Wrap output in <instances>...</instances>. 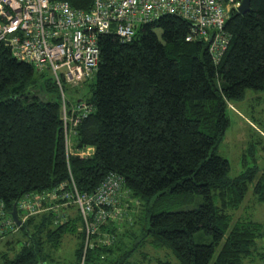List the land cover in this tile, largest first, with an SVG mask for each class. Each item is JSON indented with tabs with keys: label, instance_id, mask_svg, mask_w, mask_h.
Here are the masks:
<instances>
[{
	"label": "trees",
	"instance_id": "16d2710c",
	"mask_svg": "<svg viewBox=\"0 0 264 264\" xmlns=\"http://www.w3.org/2000/svg\"><path fill=\"white\" fill-rule=\"evenodd\" d=\"M52 1L86 11L93 3ZM191 29L189 21L164 15L140 25L130 42L98 35L99 64L88 79L95 82L73 103L63 93L67 117L79 118L75 126L66 123L68 134L62 96L49 73L17 61L0 42V203L17 228L0 241L13 236L11 250L20 245L13 258L2 255V264H57L68 236L77 239L73 264L264 261L258 245L264 225L247 214L235 219L245 213L248 193L264 202V168L256 159L250 167L244 154L245 171L230 178L228 161L215 152L229 125L230 101L248 89L264 91V0H250L248 12L229 13L226 48L216 59L209 42ZM79 103L88 109L84 117L82 110L71 114ZM87 147L93 153L80 155ZM110 176L128 193L121 219L131 214L134 221L125 223L140 225L139 237L132 228L119 233L116 220L87 237L80 215L72 216L70 198L48 199L43 212L25 220L18 210L24 198L61 185L69 192L72 182L80 194L92 193ZM190 196L201 197L197 208L163 209ZM13 206L21 226L10 215ZM132 208L138 210L129 213ZM200 231L209 244L193 241Z\"/></svg>",
	"mask_w": 264,
	"mask_h": 264
},
{
	"label": "built area",
	"instance_id": "2783aa9c",
	"mask_svg": "<svg viewBox=\"0 0 264 264\" xmlns=\"http://www.w3.org/2000/svg\"><path fill=\"white\" fill-rule=\"evenodd\" d=\"M241 0H93L89 10L72 8L66 1L0 0V42L10 48L14 59L27 62L39 71H47L62 96V115L75 126L79 118L67 117L64 83L72 86L92 78L99 64L98 35L113 34L121 42H130L136 29L164 15L178 16L192 25L191 34L209 42L213 58L226 48L223 26ZM192 38L189 37L188 40ZM88 111L84 103L72 106L71 114ZM68 148V147H67ZM87 147L80 155H89ZM74 183L45 194H35L18 202L25 220L43 212L42 202L72 199L79 210L86 235L123 215L121 204L128 193L121 190L115 176L108 177L94 192L80 194ZM48 202V203H49ZM57 207V203L55 205ZM0 203V239L17 231Z\"/></svg>",
	"mask_w": 264,
	"mask_h": 264
},
{
	"label": "rangeland",
	"instance_id": "374dc122",
	"mask_svg": "<svg viewBox=\"0 0 264 264\" xmlns=\"http://www.w3.org/2000/svg\"><path fill=\"white\" fill-rule=\"evenodd\" d=\"M95 82V78L82 82L77 86H72L70 84L64 83L65 98L68 102H75L81 96L88 93L90 86ZM51 98H55L56 94L53 92L50 94ZM63 109V107H62ZM227 117L229 120L228 128L225 131V134L222 136L221 140L216 145V154L229 163V173L230 178H236L241 175L245 170L246 164L243 163V155H246V161L250 163L252 159L257 160V166L259 169L263 170L264 168V91H256L253 89H248L244 92L242 99L230 101L227 108ZM66 140V145L68 147ZM251 167V166H250ZM246 196L245 200V213H240L235 216V219L241 217L242 215L247 214L252 217L255 221L264 225V202L256 203L251 195ZM190 200L180 201L177 203L171 204L166 203L163 209L167 211H180V210H192L198 207L201 203L200 196H190ZM134 202L132 204V207ZM121 213H122V206ZM124 209L126 206L123 207ZM137 211L138 209L132 208L129 210V213L132 211ZM71 213L74 217L79 214L78 208L71 207ZM125 219L128 221H134L132 215H126V218L119 217L112 221H119L120 224L118 232L121 233L127 229H133L134 233L139 237L141 235L140 225L136 224L133 227L127 228ZM122 220V221H121ZM124 220V221H123ZM127 221V222H128ZM123 222V223H122ZM18 233V232H17ZM16 233V234H17ZM19 234L15 236L18 238ZM263 240V239H262ZM193 241L196 244H209L211 239L209 236L205 235L202 231L195 233L193 235ZM75 244H77V239L74 236H68L64 239L62 245L59 247L56 256L58 259L57 264H73V252ZM258 245L260 248L259 251H262L264 254V240L259 241ZM1 246V245H0ZM2 247V246H1ZM20 245H17L14 250L8 249L4 250V254H8L10 258H13L18 252ZM150 255H153L151 250H148ZM156 253V252H155ZM156 257V255H155ZM162 260H170L168 256H160ZM264 259V258H263ZM171 261V260H170ZM174 261V260H173ZM264 264V261H262ZM262 262L260 264H262ZM0 264L2 260L0 258Z\"/></svg>",
	"mask_w": 264,
	"mask_h": 264
},
{
	"label": "water",
	"instance_id": "95a60500",
	"mask_svg": "<svg viewBox=\"0 0 264 264\" xmlns=\"http://www.w3.org/2000/svg\"><path fill=\"white\" fill-rule=\"evenodd\" d=\"M249 10H250V0H241V3L239 5V7L237 8V11L239 13H245V12H248ZM89 149H90L89 153L92 154L93 149L91 147H89ZM10 215H11L13 221L16 223V225L21 226V221L17 217V212H16L15 206L12 207Z\"/></svg>",
	"mask_w": 264,
	"mask_h": 264
},
{
	"label": "crops",
	"instance_id": "0c3cea01",
	"mask_svg": "<svg viewBox=\"0 0 264 264\" xmlns=\"http://www.w3.org/2000/svg\"><path fill=\"white\" fill-rule=\"evenodd\" d=\"M11 237H13V236H11ZM11 237H7L6 239L0 241V245L2 246V247L0 246V258H1L2 255L4 254V250L11 249V248H10V244L8 243L9 240L12 239ZM1 260H2V259H1Z\"/></svg>",
	"mask_w": 264,
	"mask_h": 264
}]
</instances>
